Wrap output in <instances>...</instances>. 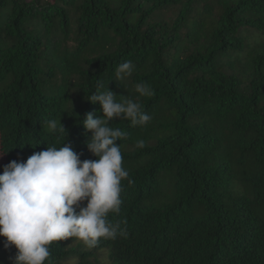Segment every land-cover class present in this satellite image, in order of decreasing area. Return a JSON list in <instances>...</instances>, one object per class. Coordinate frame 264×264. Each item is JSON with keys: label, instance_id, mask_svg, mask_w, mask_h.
<instances>
[{"label": "trees", "instance_id": "trees-1", "mask_svg": "<svg viewBox=\"0 0 264 264\" xmlns=\"http://www.w3.org/2000/svg\"><path fill=\"white\" fill-rule=\"evenodd\" d=\"M98 83L152 117L110 121L129 177L107 218L126 235L53 242L44 264H264V0H0V174L65 139L96 159ZM15 252L0 237V264Z\"/></svg>", "mask_w": 264, "mask_h": 264}, {"label": "clouds", "instance_id": "clouds-1", "mask_svg": "<svg viewBox=\"0 0 264 264\" xmlns=\"http://www.w3.org/2000/svg\"><path fill=\"white\" fill-rule=\"evenodd\" d=\"M134 70L131 60L120 63L115 69L117 80L131 77ZM135 91L141 97L154 95L146 82L136 83ZM117 96L98 83L86 99L100 105V114L87 113L82 121L91 133L86 147L96 159L81 160V154L65 139L60 147L47 146L26 161L13 160L4 167L0 174V237L6 249L16 250L13 264H44L53 242L74 237L94 247L101 238L126 235L121 222L107 218L109 213L119 212L122 181L129 177L122 167L120 143H116L128 134L112 127L110 121L123 119L136 127L145 126L152 117L141 103L127 97L117 100ZM44 125L50 133L67 138L61 119H48ZM136 146L143 148L144 141L138 140Z\"/></svg>", "mask_w": 264, "mask_h": 264}, {"label": "rangeland", "instance_id": "rangeland-1", "mask_svg": "<svg viewBox=\"0 0 264 264\" xmlns=\"http://www.w3.org/2000/svg\"><path fill=\"white\" fill-rule=\"evenodd\" d=\"M99 260H100V263L99 264H110L106 258L103 257V254H99ZM70 264H73L72 262Z\"/></svg>", "mask_w": 264, "mask_h": 264}]
</instances>
